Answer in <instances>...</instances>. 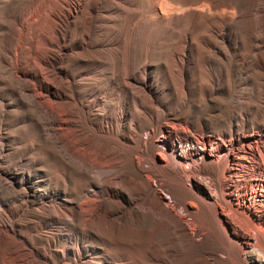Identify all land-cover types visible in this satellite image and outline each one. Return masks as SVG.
<instances>
[{
	"label": "rangeland",
	"instance_id": "rangeland-1",
	"mask_svg": "<svg viewBox=\"0 0 264 264\" xmlns=\"http://www.w3.org/2000/svg\"><path fill=\"white\" fill-rule=\"evenodd\" d=\"M134 10L127 0H0V238L9 244L18 264H137L131 255L132 247H128V255L122 259L119 244L95 234L91 227L101 219L117 228L125 220L126 209L110 203L121 193V187L111 181L114 172L102 169L97 161L71 144L57 124L58 111L35 88L39 80L60 92L64 100H73L84 116L101 119L107 101L102 92H90L88 87L103 90L104 84L99 83V77L89 74L111 72L119 65V46L114 43L121 39L123 22L130 26ZM261 11V7L254 4L249 12L254 16ZM126 18L129 19L127 22ZM206 19L211 23L210 35L220 42L214 47L219 70L212 84L199 81L202 96L200 90L191 86V70L185 73L184 86H190V91L184 95L178 84L164 85L157 81L163 69L161 62L148 69L147 65L144 67L145 60L141 55L129 53L130 76L151 89L153 103L149 105L160 112L157 125L173 131L166 137L169 141H180L176 144L177 149L190 148L189 145L184 148L186 144L181 138L189 135L196 142L199 131L184 123L172 124V117L191 119L209 133H216L215 125L230 115L231 132L264 130V122L249 124L252 109L240 113L244 122L242 129L234 126L237 123L234 115L241 110V103L257 102L264 108V91L257 97L249 96L250 84L244 80L253 76V72L261 71L253 55L257 53L264 58V43L254 41L252 48L246 50L233 28L237 19L216 14H206ZM191 45L189 43L190 48ZM76 52L94 56L78 55L77 58ZM176 58L178 62L189 60L183 53H177ZM80 60H84L82 65ZM82 67L90 71L79 79L76 73ZM258 80L264 83V79ZM83 84L86 85L80 88ZM174 108L173 113L168 112ZM127 133L112 135L114 142L109 145L116 149L118 156L117 141L120 138L128 142L134 140ZM157 134L154 131L144 137L137 136L136 144L140 148L146 146L153 154L157 151L154 147ZM252 150L256 156L244 158V164L239 165L233 179L223 173L220 175L222 191L216 192V201L212 202L215 209L221 208L223 200L230 203L223 198L227 189L233 187L232 194L236 198L240 190L238 180L249 178L253 169L264 167V140L254 144ZM130 155L131 168L146 189L143 196L156 200L166 190L165 183L161 178L147 177L143 169L148 163L138 161L135 152ZM219 159L207 162L196 159L190 164L189 172L178 165L174 170L184 188H188L184 182L186 175L196 178L201 186L211 188L212 177L193 171L192 167L214 166ZM75 162L85 166L84 171L73 172ZM62 168L72 178L98 183L95 186L87 183L77 191L71 186L56 185V177H60ZM169 169H173L169 162L160 168L163 171ZM84 198L94 199L98 206L92 209L81 204ZM250 200V207L264 215V190L257 197L251 195ZM135 205L134 201L130 202L129 213L135 210ZM162 208L180 228L189 231L170 206L163 205ZM236 211L228 207L225 212L235 219L237 231L248 233ZM220 256L222 254H217V258ZM0 264H5L1 257Z\"/></svg>",
	"mask_w": 264,
	"mask_h": 264
},
{
	"label": "bare ground",
	"instance_id": "bare-ground-1",
	"mask_svg": "<svg viewBox=\"0 0 264 264\" xmlns=\"http://www.w3.org/2000/svg\"><path fill=\"white\" fill-rule=\"evenodd\" d=\"M127 2L135 10L130 18V26L123 22L121 39L114 43L119 46V65L111 72L102 73L104 77L96 72L89 74L99 77V83L104 84L103 90L94 86L88 87L90 92H102L107 101L102 109L101 119H89L84 116L73 100H64L60 92L54 91L39 80L35 87L38 94L58 111L60 119L57 124L65 131L71 144L84 155L97 161L102 169L113 171L111 181L121 187L120 196L110 203L126 209L125 220L116 228L100 219L99 223L91 224L94 233L112 243H118L122 259L127 257L128 247H132L134 252L131 255L137 264H264V215L262 211L250 207V196L257 197L264 190V167L253 169L251 177L238 180L240 190L236 198L232 194L233 187L226 190L223 198L231 204L223 200L220 209L212 206V202L216 201V192L222 191L220 175L223 173L228 179L232 178L238 173L239 165L244 164V158L256 156L252 148L258 141L264 140V130L231 132L230 115L223 119L222 123L215 125L216 133H209L204 131L202 126L194 124L191 119L172 117V124L184 123L186 127L199 131L196 142H193L189 135L181 138L186 144L184 148L187 145L190 148L177 149L176 144L180 141H169L166 137L173 131L167 126L161 128L157 125L160 112L149 105L153 103L151 89L141 85L129 72V53L133 51L144 58V67L147 65L148 69L156 67L158 61L161 62L163 69L157 81L164 85L178 84L184 95L190 91V86H184L185 73L191 70V86L200 90L202 96L199 81L204 80L207 85L212 84L217 79L219 70L214 47L220 42L210 35L211 23L207 21L206 14L237 19L233 28L244 48L250 50L254 41L264 43V0ZM254 4L261 7L262 11L252 16L249 11ZM127 20L129 19L126 18L125 21ZM189 43L193 44L191 48ZM224 44L226 45L225 42ZM177 53L187 54L189 60L178 62ZM78 55L83 54L76 52L77 58ZM84 60H80L79 64L82 65ZM253 60L261 71L253 72V76H247L244 80L250 84L248 95L257 97L264 91V83L258 80L264 79V58L255 53ZM40 63L44 64V61ZM89 71L86 67L78 69L76 76L80 79ZM57 84L60 88L63 87L60 82ZM84 85L86 84L80 88ZM175 109L168 112L173 113ZM240 109L234 115L237 118V123L236 120L235 124L233 123L235 128L244 127L240 113L249 109H252L248 121L250 125L258 121L264 122V108L259 103H241ZM114 110L116 111L113 112ZM124 131L134 140L130 139L128 142L127 139L120 138L117 141L120 151L118 156L116 149L109 143L114 142L113 134ZM154 131L158 132L154 142L157 151L152 154L146 146L138 147L135 138L144 137ZM134 152L139 156L138 161L148 163V167L143 169L145 175L149 178H161L166 185V190L160 193L156 200L143 196L146 189L137 180L130 165V154ZM213 158H220L217 165H204L197 169L192 167L193 171L212 177V187L201 186L196 178L186 175L184 182L188 188H184L174 170L175 166L188 171L190 164L196 159L207 162ZM168 162L173 169L160 170ZM72 168L73 172L80 173L84 171L85 166L75 162ZM70 176L71 174L62 168L60 177H56V185L67 188L71 186L73 191H77L87 183H91V186L98 183ZM135 194L140 197L136 198ZM131 201L136 205L135 210L129 213L128 205ZM81 204L92 209L98 206L92 198H84ZM163 205L168 208L170 206L182 218L189 231L180 228L172 216L163 210ZM228 207L238 211L241 215L239 220L248 229V233L235 229V219L225 212ZM193 235L199 236L195 238ZM217 254L222 256L217 258ZM0 257L5 264H18V258L12 254L9 244L1 238Z\"/></svg>",
	"mask_w": 264,
	"mask_h": 264
},
{
	"label": "trees",
	"instance_id": "trees-1",
	"mask_svg": "<svg viewBox=\"0 0 264 264\" xmlns=\"http://www.w3.org/2000/svg\"><path fill=\"white\" fill-rule=\"evenodd\" d=\"M171 134H173V132H171Z\"/></svg>",
	"mask_w": 264,
	"mask_h": 264
}]
</instances>
